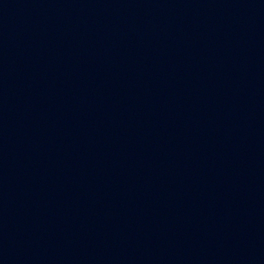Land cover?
<instances>
[{"label": "water", "instance_id": "95a60500", "mask_svg": "<svg viewBox=\"0 0 264 264\" xmlns=\"http://www.w3.org/2000/svg\"><path fill=\"white\" fill-rule=\"evenodd\" d=\"M0 264H264V0H0Z\"/></svg>", "mask_w": 264, "mask_h": 264}]
</instances>
